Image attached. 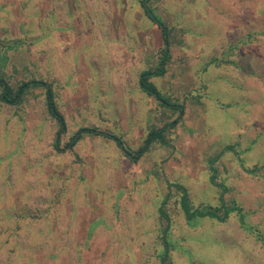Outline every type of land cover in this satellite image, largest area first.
<instances>
[{
	"label": "rangeland",
	"instance_id": "374dc122",
	"mask_svg": "<svg viewBox=\"0 0 264 264\" xmlns=\"http://www.w3.org/2000/svg\"><path fill=\"white\" fill-rule=\"evenodd\" d=\"M89 3L96 23L111 18V0L82 8ZM126 3L129 23L145 33L129 43L139 64L122 89L105 71L61 64L107 57L111 34L81 32L58 48L56 32L40 31L42 0H0V75L12 95L31 79L51 85L65 120L50 113L45 86L17 104L0 98V264H264V0H148L170 55L149 81L183 105L180 116L139 84L161 64L164 42L141 0ZM178 117L137 160L100 135L70 144L81 128H97L136 151ZM184 192L192 208L225 206L228 217L187 219Z\"/></svg>",
	"mask_w": 264,
	"mask_h": 264
},
{
	"label": "crops",
	"instance_id": "0c3cea01",
	"mask_svg": "<svg viewBox=\"0 0 264 264\" xmlns=\"http://www.w3.org/2000/svg\"><path fill=\"white\" fill-rule=\"evenodd\" d=\"M43 6L41 8L40 12V18H41V26L40 31L44 33H51L54 32L57 33V45L58 48L64 47L63 44L65 41L68 43L75 44V42H79L80 40V34L81 32L84 33H91L92 31L101 32L104 30V32L109 33L111 35H107L104 37V42L109 43V47H106L105 49H108L109 52H107V57L104 56V58L99 59L95 58V62L92 61L90 58H75L74 56H71L69 58L64 57L63 60H61L64 64L69 65H77V64H85L87 66H91V70L88 69V71H96L97 73H102L103 71L106 72V74H109V79H111L110 84L112 88H128L127 84L129 83V70L130 65L139 64L138 60H135L133 56H131L129 50V43L139 44L144 43V26L135 23L133 21L132 24L129 23L128 18V11H127V0H111V18L107 19L106 22L102 21L101 24L96 23V16L94 13H97L96 9L93 8V4L89 3V10H85L82 8V0H56V6L55 3L52 0H42ZM105 1V0H100ZM113 1L114 2H121V5L119 3H114L115 9L113 8ZM87 9V8H86ZM91 9V10H90ZM99 9V8H98ZM83 12V13H82ZM107 15V14H106ZM120 16L119 21L115 20L114 17ZM83 18V19H82ZM115 20V21H114ZM116 22V24H115ZM84 27V28H82ZM99 27V28H98ZM60 33L67 34V37L63 38L60 37ZM129 33H136V36H129ZM70 34V35H69ZM119 35V37L117 36ZM140 34V35H139ZM115 35V36H114ZM107 37V38H106ZM96 42H100L101 38L95 37ZM109 39V40H108ZM121 40V41H120ZM126 43L125 46H123L122 41ZM71 44V45H72ZM63 45V46H62ZM125 48V52L121 57H113V53L111 52V49L115 48ZM63 57V56H62ZM138 59V56H137ZM56 64L58 62L56 61ZM93 64H102L103 68H98L97 70L93 69ZM106 66V67H105ZM74 71H76L75 68H73ZM122 73L126 74L121 80H118L120 77V74ZM141 74V73H140ZM139 80V79H138Z\"/></svg>",
	"mask_w": 264,
	"mask_h": 264
},
{
	"label": "trees",
	"instance_id": "16d2710c",
	"mask_svg": "<svg viewBox=\"0 0 264 264\" xmlns=\"http://www.w3.org/2000/svg\"><path fill=\"white\" fill-rule=\"evenodd\" d=\"M148 0H141L142 6L144 7V10L146 12V14L148 15V17L153 21L156 22L159 27L162 30V36H163V42H164V48H163V53H162V62L161 64L156 67L155 69H148L146 71H143L140 74L139 77V84L141 86V88L146 91L147 94L155 97L159 102L163 103V104H167L170 107H173L177 110H179V116L183 114V105L177 102H170L150 81V77H152L153 75H162L165 72V67L163 65V61L167 60L169 58V37H168V30L164 24L163 19L156 15L152 9L149 8L148 4H147ZM0 86L3 88L1 94H0V98L2 101L9 103V104H17L20 102L24 91L29 88V87H34V86H45L46 88V102H47V106L48 109L50 111V113L57 119V121L60 123L61 126H63L65 124V120L63 115L60 113V111L58 110L56 103H55V99H54V93H53V89L51 87V85L47 84L46 82H44L43 80H39V79H31L28 81H24L22 82L14 95H12V89L11 87L7 84V82L5 81V79L2 77V75H0ZM179 121V117L176 118L175 120H173L172 122L166 123L165 126L160 127V128H155L152 129L146 136L143 144L136 150V151H132L131 149H128L124 142L122 141V139L117 136V135H113L110 132L107 131H103V130H99L97 128H81L79 130V132L72 138L71 141V145H75V143L81 138V136L83 135V133H91L94 135H100L103 137H106L108 139L114 140V142H116V144L119 146V148L131 159H139L152 145V143H154L155 141L158 142H165V138H164V131L167 128L173 127L174 125H176V123ZM59 134L56 137V146H59ZM181 206L184 210L185 216L187 219H192L196 216H201V217H205V216H211V217H215L221 221H225L226 218L229 215L230 212V208H227L225 206H223L222 209V214H220V208H215V207H205V208H192V206L190 205L189 201H188V197L186 195V193L184 192L181 198ZM232 209H239L236 206H233ZM239 211V210H238Z\"/></svg>",
	"mask_w": 264,
	"mask_h": 264
}]
</instances>
